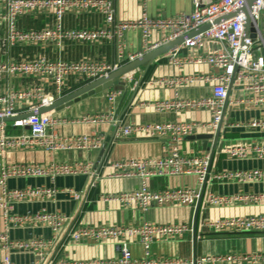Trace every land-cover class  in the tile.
I'll use <instances>...</instances> for the list:
<instances>
[{
  "label": "built area",
  "instance_id": "1",
  "mask_svg": "<svg viewBox=\"0 0 264 264\" xmlns=\"http://www.w3.org/2000/svg\"><path fill=\"white\" fill-rule=\"evenodd\" d=\"M146 2L148 0H145ZM243 0H210L203 5L200 0H191L189 12L181 11L169 17H152L146 11L136 19H118L112 0H0V47L3 51L19 45H39L51 43L61 47L70 42L115 41V56L112 60L62 57L50 58L41 53L32 57L0 61V80L16 76H29L42 81L25 88H6L0 91V158H5L11 151L41 149L47 152L66 150L97 149L102 138L86 133L65 134L60 127L65 125L109 122L121 135H141L143 137L168 136L170 140L168 153L153 157H127L113 160L110 178L139 179L135 189L104 195L105 200L116 201L124 205L146 210L150 205L193 204L201 198V186L207 178L223 180H262L264 169L255 170H211L209 151L198 155L181 152L179 144L184 137L198 133H215L220 127L226 105H244L264 109V0H256L250 10V19L255 37L244 34L245 14L237 12L218 23L214 18L238 7ZM96 12L103 17L102 26L96 28H71L64 25L67 13ZM34 18L50 15L53 24L48 26H20L18 21L25 14ZM204 24L209 27L185 38L179 45L169 50V62L183 66L186 63L206 65V73L176 75L153 81L158 86L172 88V96L163 100L143 103L156 112L207 110L208 121L164 120L130 123L120 126L119 119L111 112L81 114L79 116L59 115L52 109L40 114L19 117L28 111L52 104L57 99L78 87L96 79L106 77L125 63L140 57L160 45L188 33ZM136 31L141 38V49L136 52L127 50L124 33ZM156 36V37H155ZM217 43L210 47L209 43ZM257 45V50L255 49ZM181 48L192 52L184 58L178 57ZM128 75L122 76V81ZM130 78V77H129ZM195 82L209 85V93L199 97L180 96L178 88ZM48 85L46 89L44 85ZM122 90L108 89L106 100L113 102ZM231 93H238L237 97ZM5 117H17L3 121ZM232 124L224 125V128ZM235 126H247L264 130V118H253L246 123ZM19 128L18 132H8V128ZM227 156L245 158L255 153L264 158V144L257 142L234 144L225 149ZM86 174L89 180L83 190H71L74 198L82 195L95 185L96 174L90 162L50 161L0 163V214L3 229L0 230V247L6 253L0 264H16L10 257L12 249L29 248L42 255L58 238V230L67 220L60 212H49L42 208L34 213H13L14 204L20 201L54 200L58 189L54 186H31L10 188L9 178L49 177L53 182L57 176ZM195 175L196 188L164 187L153 189L148 180L156 176ZM206 204L220 205L236 200L244 202H264V191L235 196L216 195L207 192ZM24 225L48 226L52 238L44 240L37 237L28 239H11L8 228ZM201 225L217 230L264 232V213L248 216L225 217L203 220ZM188 224H152L141 225H86L79 226L71 233L74 241H116L120 254L109 259H90L78 261H58L56 264H174L176 261L154 257L150 254V244L156 239L180 236L190 230ZM127 239H136L143 247V255L134 257L129 249ZM264 261V253L202 256L190 261V264H203L206 261L256 262ZM28 264H38L34 261Z\"/></svg>",
  "mask_w": 264,
  "mask_h": 264
},
{
  "label": "crops",
  "instance_id": "2",
  "mask_svg": "<svg viewBox=\"0 0 264 264\" xmlns=\"http://www.w3.org/2000/svg\"><path fill=\"white\" fill-rule=\"evenodd\" d=\"M118 19L130 20L138 18L143 11L152 17H169L181 11L189 12L192 8L191 0H112ZM208 0H200L207 3ZM64 25L71 28L102 26L103 17L96 12H70L64 16ZM20 26H45L52 25L50 15H41L34 18L27 13L19 21ZM264 30V23L260 24ZM156 37V36H155ZM124 38L129 52L141 49V38L138 32L130 30L124 33ZM210 47L217 43H209ZM257 45L255 49L257 50ZM192 51L181 48L178 52L180 59ZM43 54L50 58L62 57L64 59L92 58L112 60L115 56V41L102 42H70L61 47L51 43L36 46L19 45L3 51L0 47V61L21 57H32ZM206 65L186 63L183 66L169 62V51L156 58L149 65H141L129 72L123 80L124 90L113 102H108L105 93H96L80 100L63 110L57 111L59 115L79 116L81 114L112 112L120 121V126L130 123H143L148 121L187 120L208 121L207 110H184L179 112H156L142 104L163 100L172 96L173 90L167 86H158L153 81L159 78L173 77L179 74L189 75L206 73ZM130 77V78H129ZM42 81L29 76H16L7 80H0V91L6 88H25ZM47 89L48 85H44ZM209 85L195 82L178 88L180 96L185 98L199 97L209 93ZM237 97L238 93H231ZM253 118H264V109L247 107L244 105H226L222 118V129L216 143L215 151L211 157V170H255L264 169V158H258L255 153L245 158H232L226 155L225 149L234 144H247L257 142L264 144V130L235 126L233 124L246 123ZM232 124L224 128V125ZM11 132H18L19 128L9 127ZM59 130L65 134H90L102 138V144L97 149L66 150L47 152L41 149L11 151L5 158H0V163L38 162L50 161H82L90 162L96 174L95 185L89 188L80 199L72 196L71 190L79 191L86 187L89 180L86 174L57 176L52 182L49 177H23L9 178L10 188H23L31 186H51L58 189L55 199L20 201L14 204L13 213H34L42 208L49 212H60L68 218L58 230V238L42 255L29 248L12 249L10 257L16 264H28L38 261V264H56L58 261H78L90 259H109L119 256L120 251L116 241H74L71 233L79 226L86 225H141L145 222L152 224H188L191 229L180 236L166 239H156L150 244V254L154 257H165L176 261L174 264H190V261L202 256L216 257L218 255H239L264 253V232L217 230L201 225L203 220H213L225 217L248 216L264 213V202H244L236 200L232 203L210 205L204 201L207 192L235 196L264 191L262 180H223L207 178L201 186V198L193 204L150 205L146 210L124 205L122 203L105 200L104 195L132 190L138 187L139 179L110 178L108 174L112 169L110 163L127 157H153L168 153L170 140L168 136L143 137L141 135H121L109 122L84 123L65 125ZM199 134V133H198ZM196 135V134H194ZM220 145V146H219ZM205 149L203 140L184 137L179 144L182 153L198 155L209 151L214 146V139L206 140ZM220 147V148H219ZM219 148V149H218ZM148 185L153 189L164 187L196 188L195 175L156 176L148 180ZM2 212H0L1 214ZM3 222L0 216V230ZM7 233L11 239L21 240L32 237L49 240L52 231L48 226L24 225L8 228ZM134 257L143 255V247L136 239L126 240ZM6 251L0 247V259ZM203 264H264L256 262H215L206 261Z\"/></svg>",
  "mask_w": 264,
  "mask_h": 264
},
{
  "label": "water",
  "instance_id": "3",
  "mask_svg": "<svg viewBox=\"0 0 264 264\" xmlns=\"http://www.w3.org/2000/svg\"><path fill=\"white\" fill-rule=\"evenodd\" d=\"M208 1H210V0H208ZM254 4H256V0H243V2L238 7L214 18L213 23H218V22H220V21H222L228 17L233 16L237 12H243L245 14V19L242 20V22L244 23V34L246 35V34H248V32H250V36L252 38H254L255 33H254V29L252 27V21L250 19V10L252 9ZM207 27H209V24H204V25H202V26H200V27L188 32V33H185V34H183V35H181V36H179V37H177V38H175L169 42H166V43L160 45L159 47H157V48H155L149 52L144 53L140 57H137L136 59L125 63L124 65L120 66L118 69L112 71L106 77H102V78L96 79L94 81H91L89 83H86L85 85L78 87L77 89L73 90L72 92L65 94L61 98L54 101L52 104L45 106V107H41L38 109L28 111L26 113L19 115V117H27L30 115H36V114H40V113H43V112H46V111H49L52 109H54L56 111H60V110H63L65 107H68L74 103H77L80 100L85 99L88 96H91L93 94L100 93V92L106 93L108 91V89H110V88L123 91L125 88V84L121 78L124 74H127L129 72L134 71L136 68L140 67L141 65H149L154 60V58H156L160 54L173 49L174 47L179 45L185 38H187L191 35L197 34L198 32L206 29ZM15 118H17V117H5L2 120L3 121H11V120H14ZM219 135H220V127L215 131V133H199L196 135H189L187 137L197 138V139L203 140V146L207 150H208V148L206 146V140L213 138L214 139V146L210 152V156L212 157V155L215 151V148H216V143L219 139Z\"/></svg>",
  "mask_w": 264,
  "mask_h": 264
},
{
  "label": "trees",
  "instance_id": "4",
  "mask_svg": "<svg viewBox=\"0 0 264 264\" xmlns=\"http://www.w3.org/2000/svg\"><path fill=\"white\" fill-rule=\"evenodd\" d=\"M8 132H11L10 129L7 130Z\"/></svg>",
  "mask_w": 264,
  "mask_h": 264
}]
</instances>
